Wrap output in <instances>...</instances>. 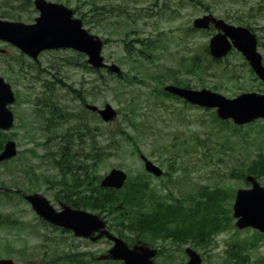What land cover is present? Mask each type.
Returning a JSON list of instances; mask_svg holds the SVG:
<instances>
[{
    "label": "rangeland",
    "instance_id": "rangeland-1",
    "mask_svg": "<svg viewBox=\"0 0 264 264\" xmlns=\"http://www.w3.org/2000/svg\"><path fill=\"white\" fill-rule=\"evenodd\" d=\"M34 1L0 0V18L34 23L39 16ZM48 1L72 9L74 17L104 41L105 61L117 65L122 75L105 69L94 72L87 57L74 50H50L34 62L0 42L4 51L0 50V76L17 97L11 107L15 125L7 133L0 131V148L13 140L19 150L16 158L0 165V188L41 194L59 210L61 204L89 195L112 169H122L129 181L147 184L146 197L128 209L125 228L122 221H115L119 216L103 213V217L129 244L142 241L160 249L157 264H186L187 247L204 254L203 264H264V234L253 228L238 229L233 216L237 191L250 187L247 176L264 186V159H259L264 157V120L236 126L221 120L215 110L163 94L168 85L207 89L228 98L263 93L264 85L244 56L234 50L215 61L207 50L215 30H194L193 22L213 15L248 27L258 37L264 60V0ZM86 104L99 108L110 104L118 118L106 123L86 110ZM75 128L87 136L76 139ZM68 140L69 150H76L89 169L90 158H98L101 152L100 163L92 164L89 171L91 177L77 173L81 183L65 175L58 164ZM81 155L86 156L84 160ZM143 156L165 175L148 174ZM205 189L204 205L218 200L217 219L208 220L211 229L217 224L219 229L203 248L187 225L202 217L181 220L178 216L173 221L166 212L173 208L179 213L177 206L200 207L196 203ZM88 207L83 209L98 213ZM160 212L164 224L177 223L173 230L147 228L141 239L128 230L136 213L149 219ZM0 219V259L12 258L17 264H70L71 255L85 260L86 252L107 244L62 237L17 194L0 193Z\"/></svg>",
    "mask_w": 264,
    "mask_h": 264
},
{
    "label": "water",
    "instance_id": "water-1",
    "mask_svg": "<svg viewBox=\"0 0 264 264\" xmlns=\"http://www.w3.org/2000/svg\"><path fill=\"white\" fill-rule=\"evenodd\" d=\"M40 15L35 24H24L0 19V40L9 42L33 59L44 50L74 49L88 56L89 64L96 68H107L120 73L116 65H108L102 56L103 41L90 34L80 19L73 18V12L68 7L47 0H35ZM211 25L218 30L209 43L210 54L215 59H222L233 47L237 48L249 61L256 75L264 83V65L262 55L257 51V38L250 29L233 26L212 15L197 18L193 26L195 29L209 30ZM166 91L185 99L192 105L205 108H216L217 114L224 120L231 119L236 125L251 123L257 119H264V94L244 93L230 99L219 93L203 89L194 90L174 85L166 87ZM15 102L14 93L9 84L0 77V129L10 130L14 124L13 113L8 105ZM86 108L98 112L105 122L115 121L118 112L110 104L104 108L87 104ZM17 155V146L14 141H8L0 153V163L12 159ZM145 168L148 172L159 177L162 170L148 159H145ZM127 174L120 169H113L101 181V187L121 189L125 185ZM253 183L250 190L238 191L234 216L238 218L237 227L244 229L253 227L264 233V188L253 177H248ZM7 190V189H6ZM29 201L33 209L44 220L51 224L74 231L77 236L89 238L95 232H100L97 238L104 235L115 240L116 244L110 251L108 258L120 259L125 264H150L149 259L155 256L156 251L136 246L130 250L121 239L113 237L106 231V223L98 215L87 211L73 209L63 204V209L57 211L44 196L40 194H22ZM190 255L188 264H202V259L195 251L187 250ZM0 264H15L14 260L3 259Z\"/></svg>",
    "mask_w": 264,
    "mask_h": 264
},
{
    "label": "trees",
    "instance_id": "trees-1",
    "mask_svg": "<svg viewBox=\"0 0 264 264\" xmlns=\"http://www.w3.org/2000/svg\"><path fill=\"white\" fill-rule=\"evenodd\" d=\"M149 46V50H151L152 46L150 44H148ZM128 47V46H126ZM92 69V68H90ZM94 72L99 73L101 70H94ZM122 75V73H121ZM165 96L171 97V98H175L172 97L171 95L167 94V93H163ZM178 99V98H176ZM84 128L86 129V125L83 126L81 128V130H84ZM76 130V139H80L82 140L84 137L83 136H87V134H85V131H81L78 130L79 128H75ZM80 131H81V136H80ZM4 136V135H3ZM79 136V137H78ZM1 138V136H0ZM71 140H68L67 144L63 146L62 152H61V157L58 161V164L61 168V170L63 171V173L65 175H71L74 176V182L76 183H81L80 180V176L77 175V173L81 174L82 176H85V178H89L91 177L89 175V171H91V167L92 164H94L95 166L97 165V163H100V155L101 152H98V158H95L94 156H92L90 158L91 161V165H90V169H89V165L88 162H86L84 160V158L86 157L85 155H81V159L84 160V162H80L78 157L79 155L76 154V150L70 149L68 147V144H70ZM2 141V145H3ZM72 144L70 145V148H72ZM2 147L0 148L1 151ZM259 159H264V157H259ZM99 180V178H98ZM90 185H93L92 180L89 183ZM147 185L146 183H142V182H134V181H129L126 185L124 190H105V189H101L100 187H96L93 190H91V193L89 195L84 194L81 195L78 200L74 199L71 201V205L75 208H86L87 206H89L88 208L96 211L100 214L106 213V214H111V215H115V217H118V219L116 220H120L122 221L120 224L121 227H124V224L126 223V220L130 217V213L128 212V209L130 207L133 206H137L135 205V203H138V200H140V198L146 197V189ZM15 192L14 191H9L4 193V195L6 196H12L14 195ZM208 197V196H207ZM202 201H200L201 203ZM198 203V204H200ZM218 200L216 198L210 200V205H204L205 203L202 202V204L200 205V208L203 206L205 208L204 211H194V216H200L202 218H205V220L208 222V219L211 220H215L216 215L214 212L215 207H218ZM129 206V207H128ZM128 207V208H127ZM199 208V210H200ZM162 213V212H160ZM179 213H181L182 215H184V211L180 210ZM180 214V215H181ZM166 215L170 218L173 216H177V214L174 213V209L172 208V212H166ZM159 216H161V214L156 215L154 219L150 220V222H152V224H155L154 226L156 227H160V228H164L166 226V224H163V219L160 218ZM143 215L136 213V216L134 218V221L131 224L130 230L134 231V233L136 235H140L141 231L143 229L142 226V222L144 221V218H142ZM1 221V219H0ZM203 222V221H202ZM210 222V221H209ZM146 223V222H145ZM162 225V226H161ZM193 225V223H192ZM199 226L197 224V221L194 223V227ZM194 228H191V232L193 233ZM213 234V232H211L209 234V236L211 237ZM200 237L204 238V235H199ZM85 264V263H82Z\"/></svg>",
    "mask_w": 264,
    "mask_h": 264
},
{
    "label": "flooded vegetation",
    "instance_id": "flooded-vegetation-1",
    "mask_svg": "<svg viewBox=\"0 0 264 264\" xmlns=\"http://www.w3.org/2000/svg\"><path fill=\"white\" fill-rule=\"evenodd\" d=\"M1 51H3V49H0ZM177 209H179V211L180 210H183L184 211V215H182L181 213V215L179 214V213H177V217L178 216H180V217H183V216H186L187 215V217L188 218H190L191 217V215H189L191 212H190V210L189 209H184V208H178L177 207ZM205 210V208H203L202 210H198V211H204ZM178 211V210H177ZM185 220L186 218H181V220ZM192 223H193V221L192 220H189L188 221V223H187V225L188 226H191V228H194V223H193V225H192ZM197 224L199 225V226H203V233H204V236H206V238H207V235L209 234V230H210V226H207L206 228H205V225H208V222L205 220V218H203V222L201 221V220H199V221H197ZM55 232H59L60 234H61V236L62 237H66L67 239H70V240H80V241H82V240H85V241H88V242H91V243H93V244H98L99 242H104V241H107V244L105 245V244H103V246H101V247H98V248H94V250H92L91 252H86L85 254L87 255V257L85 258V264H114L115 263V261L114 260H110V259H104V260H98V257H101V256H105V255H108V251L112 248V246H113V242L111 241V240H109V239H107V238H102V239H100V240H98V241H92L91 239H89V238H80V237H77V236H75V234L72 232V231H70V230H67V229H64V228H60V227H56V226H51L50 224H48ZM107 229L108 230H110L111 232H113V230H112V228L109 226V223H107ZM191 235V234H190ZM95 236H96V234H95ZM200 239V238H199ZM151 248H154V247H151ZM160 250V249H159ZM201 253V252H200ZM99 254V256H96V255H98ZM160 254H161V252H160ZM74 255H77V254H73V255H71V258L70 259H72L71 261H70V264H79V262H78V260H82L83 258H81V259H79V258H77L76 256H74ZM74 256V257H73ZM73 257V258H72ZM156 259L157 258H155L154 260H153V264H157V262H156ZM122 263V262H121ZM185 264V263H184Z\"/></svg>",
    "mask_w": 264,
    "mask_h": 264
}]
</instances>
